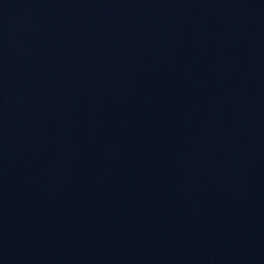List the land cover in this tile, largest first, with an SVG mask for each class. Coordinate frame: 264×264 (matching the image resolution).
<instances>
[{
  "label": "water",
  "instance_id": "95a60500",
  "mask_svg": "<svg viewBox=\"0 0 264 264\" xmlns=\"http://www.w3.org/2000/svg\"><path fill=\"white\" fill-rule=\"evenodd\" d=\"M0 264H264V171L137 105L0 65Z\"/></svg>",
  "mask_w": 264,
  "mask_h": 264
}]
</instances>
